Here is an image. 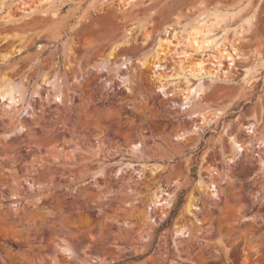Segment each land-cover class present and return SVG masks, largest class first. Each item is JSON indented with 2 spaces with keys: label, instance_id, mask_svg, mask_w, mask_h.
I'll return each instance as SVG.
<instances>
[{
  "label": "rangeland",
  "instance_id": "1",
  "mask_svg": "<svg viewBox=\"0 0 264 264\" xmlns=\"http://www.w3.org/2000/svg\"><path fill=\"white\" fill-rule=\"evenodd\" d=\"M46 7L0 0V264H264V0Z\"/></svg>",
  "mask_w": 264,
  "mask_h": 264
},
{
  "label": "bare ground",
  "instance_id": "2",
  "mask_svg": "<svg viewBox=\"0 0 264 264\" xmlns=\"http://www.w3.org/2000/svg\"><path fill=\"white\" fill-rule=\"evenodd\" d=\"M131 1H133V0H123V2L125 3V4H130L131 3ZM41 2H45V3H47V7L44 9V10H46V11H51L52 12V14L53 15H56L57 14V12H58V8H51V6H52V3H53V0H41ZM34 9H36V8H33V9H30V11H33ZM6 17H7V20H9V19H11V15L10 14H7L6 15ZM198 32V31H197ZM161 41H165V40H162V39H160ZM196 39H195V37H192V39L190 40L191 42H194ZM168 40H166L165 41V43L167 42ZM205 41V40H204ZM203 41V42H204ZM160 42V41H159ZM211 42L213 43L214 42V44H217L216 42H215V40L214 39H212L211 40ZM162 44V43H161ZM161 44L159 45V46H161ZM167 44V43H166ZM192 44V43H191ZM164 45V44H163ZM219 46V45H218ZM161 48H163L162 46H161ZM219 49V48H218ZM233 49H235L236 51H238L239 52V47H234ZM221 50V49H220ZM225 50V49H224ZM222 52V51H221ZM226 54H228L227 53V51H226ZM157 55H159V52H158V54ZM158 57V56H157ZM201 63V62H200ZM200 63H198V66L200 67ZM199 70V69H198ZM247 71H249V69L247 68L246 69V72ZM246 75H247V73H246ZM45 80V79H44ZM159 80H160V82H161V85H162V83L165 81V80H167V79H165V78H163V76H159ZM165 83H167V81H165ZM164 84V83H163ZM197 86H200V84H198ZM162 89L164 88V87H161ZM194 89H193V85H189V84H187L186 85V90L185 91H187L186 92V95H184L183 96V99L184 100H187L189 97L188 96H190V93H192V91H193ZM18 94V88H17V86H15L13 83H12V81L9 79V78H7L6 76H1L0 77V99H2L3 101H8V102H13V100H14V97L16 96ZM235 145H237L236 143H235ZM167 195V197H168V194H166ZM170 197H171V195H169ZM170 197H168V198H170ZM166 198H164V200H165ZM171 199V198H170ZM168 200V199H167ZM189 201H190V199H189ZM165 202H167V201H165ZM192 202V201H191ZM193 203V202H192ZM170 203L169 202H167V205H165V207H167L168 205H169ZM191 206H192V204L191 203H189L188 205H187V210L188 211H190V209H191ZM193 208H194V205H193ZM180 229V230H179ZM182 230H184V228H178V231L176 232V233H179V231L180 232H182Z\"/></svg>",
  "mask_w": 264,
  "mask_h": 264
},
{
  "label": "trees",
  "instance_id": "3",
  "mask_svg": "<svg viewBox=\"0 0 264 264\" xmlns=\"http://www.w3.org/2000/svg\"><path fill=\"white\" fill-rule=\"evenodd\" d=\"M169 219V218H168ZM167 221H169V220H167ZM167 221H166V223H167Z\"/></svg>",
  "mask_w": 264,
  "mask_h": 264
}]
</instances>
